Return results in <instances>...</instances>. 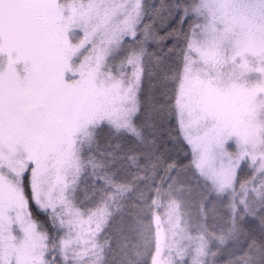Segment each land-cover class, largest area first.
Listing matches in <instances>:
<instances>
[{
    "label": "snow or ice",
    "instance_id": "1",
    "mask_svg": "<svg viewBox=\"0 0 264 264\" xmlns=\"http://www.w3.org/2000/svg\"><path fill=\"white\" fill-rule=\"evenodd\" d=\"M0 264H264V0H0Z\"/></svg>",
    "mask_w": 264,
    "mask_h": 264
}]
</instances>
